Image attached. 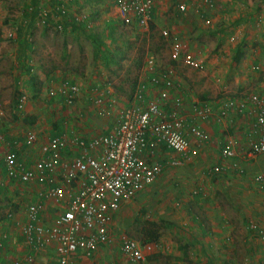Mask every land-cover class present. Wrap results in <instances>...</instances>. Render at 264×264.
<instances>
[{"label": "rangeland", "instance_id": "1", "mask_svg": "<svg viewBox=\"0 0 264 264\" xmlns=\"http://www.w3.org/2000/svg\"><path fill=\"white\" fill-rule=\"evenodd\" d=\"M163 1L168 5L169 11H175L173 8L176 5V0H154L153 13L156 11V7L162 4ZM186 1L190 3L195 0ZM204 2L210 4V7H207ZM241 2L246 5L243 7L245 11H248L247 14L252 15L253 11L257 8L255 5L258 4L259 0H243ZM201 3L203 4L202 6L198 3H191V7L194 10L193 13L199 16L197 17L199 23L195 24L192 22V25L197 28L193 29V32L196 34L189 37V40L198 41L197 43L200 44L199 50L207 49L208 54L210 53L204 58L205 60H202L203 62L199 61L200 65L198 68L202 71L198 68L189 67L170 57L172 45L176 42L181 43L179 38L170 32V28L166 27V29H163L161 25L157 27L155 22V26L152 23L148 29H145L133 17L130 19L123 18L118 11L115 0H1L0 71L2 68L5 76L0 78V99L2 100L4 111L6 110L5 112H7L11 120L14 113L16 115L19 114V111L12 107V105H16L17 107V103H20L22 107H25V104H27L24 111L27 109L30 112L42 110L43 113L49 111L55 113L54 110L56 109L51 106L52 103L45 100L49 89L54 90L55 87L52 88V86L45 84L47 79L44 73L50 68H59L60 66L67 67L63 72H67L74 65H81L80 68L85 71V73L81 74L82 76L78 75L81 78H79V81L83 84L81 87L78 85L82 94L81 99L86 96V93H97L98 91L95 90V87L99 86V92L104 91V95H107L108 101H112L111 106L116 103L119 108L122 106V100H127L130 95L133 98L140 81H148L149 77L153 75L152 73H157L154 68L164 70L159 72V74H154L157 76L170 72L173 80L176 79L177 75L182 78L184 76L188 78L199 71L202 74L211 73L210 69L204 70V61H208L212 57L215 66H219V63L222 64V70L225 71V75L223 76L224 82L227 83V53L221 55L216 50L217 54H214V50L223 46V49L227 51L228 34H234L233 36L243 34L245 36L247 33L252 34L257 33L258 30L263 31L264 25L259 28L256 19L252 18V20H249L247 18L240 22V24L235 22L233 25H236L239 30L236 33L234 31L230 33L229 30L227 31V10L230 0H201ZM61 5L69 15L62 16L57 14V11H59L57 7ZM214 8L217 10L215 11ZM180 13L183 14V12ZM211 13H213V19H215L213 23L208 22ZM234 13L237 14L238 12ZM70 15L76 17V21L81 22L83 20L86 22L80 23V27L74 29L70 24L72 22L70 21L69 23L70 19L68 17ZM174 17L176 18L175 15ZM67 20L68 25H66L65 29H62L63 22ZM153 21H155V18ZM133 22L138 24L140 29L135 28ZM163 30L167 31L166 35L162 33ZM96 39L102 44H96ZM182 41L185 42L187 40ZM184 42L183 44L191 50V41L186 42L187 44ZM251 42L254 41L252 40ZM254 44L256 46V42ZM104 48L117 51H114V55H108L107 52H104ZM196 49L198 48L195 47L194 50ZM196 54L199 55L198 52ZM255 57L256 55H253V58ZM151 58L154 60L153 68H149V60ZM180 64H183L188 70L192 71L191 76L185 74L184 70L187 68L184 67L183 71L176 72L175 67H181ZM32 65L37 67L42 66L41 72H37L36 69L34 70L35 76L38 75V78L41 79L42 77V79L35 81L37 83L35 85L29 83L36 89L33 91H30L31 88L29 89L30 94L33 93V95L30 96L31 98L27 97L24 103L20 101L21 97H17L19 92L15 89L14 83L23 85L26 88L25 84L28 83L29 76L33 74ZM101 71L104 72L103 75L96 74ZM252 73H254V76L257 75L260 80L264 75V70L262 67L260 69V65L254 64L250 74ZM141 75L144 78L138 81ZM26 76L27 78L25 79ZM146 77L148 78L145 79ZM91 78H95V83H97L94 87L91 86V82L89 83L92 80ZM98 80H101L102 84H98ZM174 82L176 83V80ZM88 83L89 85L87 86ZM209 83L210 81H207L204 83L205 85H200L197 79L194 84L190 83L187 85L188 92L193 94L199 91L197 94L199 96L196 97L206 95L204 91H206V86ZM217 85L220 84L215 83L209 89H213ZM111 89L117 90L116 94L111 92ZM150 89L155 93L158 92V97L165 101L170 97L167 94H170L171 89L166 86L159 88V86L150 85ZM239 92L241 95L257 93L264 100V80L262 79L259 82L256 78H250L248 84ZM216 93L220 95L216 94V97H208L211 100L210 103L213 105H223L227 100V85L219 87ZM81 99L77 103H81L83 101ZM200 99L196 98L195 101L199 102ZM83 103L85 102L83 101ZM65 111L64 109L62 113H65ZM104 113L106 115L103 114L102 116H108L109 118L114 115L111 111ZM254 113V108L249 106L247 115L251 114L250 118H252V122ZM250 123L251 119L247 122L248 127ZM224 125L225 123L221 125V128ZM226 128L227 126L221 135L227 138ZM216 144L213 156H204L206 159L208 157V165L200 171L194 180L189 177L190 174L185 176V173L193 172L197 169L196 163H198L199 157L193 163L184 167H164L162 174L157 179L165 177V182H160L161 185L158 184V188H160L154 192L155 194L152 197L145 200L142 197H133L129 199L128 204L122 206V203H120L117 209L120 211V218L115 224V232L117 234H128L140 240V229L146 219L161 223L163 239L159 240V248L155 252L161 254L162 257L160 258L157 255L153 256L154 259L150 260L148 258L147 264H264V242H261L248 230L246 222L239 219L236 209L227 202V198L222 193L223 190H227V181L224 182V185L217 183L215 190L213 188L215 183L211 182V180L214 181L217 175L207 174V171L220 159L221 151L224 145L227 144V141L222 138ZM160 149L161 153L155 154L153 159L161 158L163 153L167 154L161 146ZM217 158L218 160L216 161ZM203 171H205L204 175L212 186L210 195H208L207 187L202 182L205 180L199 178V175ZM183 176L189 177V181L185 180ZM166 178L168 179L166 180ZM199 188L201 189V191L199 190L200 194L208 195V198H201V200L208 201V203L209 201L213 203L218 202L220 205L223 204L225 206V202L227 203V213L225 216L233 228L230 230H212L209 221L204 222L205 233L203 234H205L204 238L206 237V241L209 242L204 241L201 243V246H197L196 248L191 244L190 235L195 236L196 233H201V229L192 220L193 214L190 216V223L188 224L170 220L169 217L176 215L178 207L183 205V202L186 205L189 204L191 209L198 206L200 200H196L192 196L193 191ZM183 192L184 195H181ZM213 198H216V201ZM201 219L206 221L204 214L201 215ZM227 235L230 236L229 240H227ZM111 236L113 238L116 234L113 236L111 233Z\"/></svg>", "mask_w": 264, "mask_h": 264}, {"label": "crops", "instance_id": "2", "mask_svg": "<svg viewBox=\"0 0 264 264\" xmlns=\"http://www.w3.org/2000/svg\"><path fill=\"white\" fill-rule=\"evenodd\" d=\"M177 1L178 0H176V3ZM241 1L243 0H230V3L228 4L227 31L229 30L230 33H232L233 31L234 33H236V31L239 30L236 25H233L235 22L240 24V22L246 20L247 18L249 20H252V18L256 19V21H258L259 28L264 25V0H259L258 4L255 5L257 6V8L253 11L252 15L247 14L248 11H245L243 7L246 5H244ZM261 1L262 4L260 5ZM191 3H198L201 6L203 5L201 3V0H195L194 2L187 3L188 9L187 11L183 12V15L177 10L176 5L173 8L175 10L174 12L169 11L168 5H166L163 1L162 4L156 7V11L153 13L155 21H152L151 24L153 23L152 25H157V27L161 25L163 29H166V27L170 28V32L176 35L181 43L184 42L182 40H187L184 43H188L191 41V50L189 49L190 52L193 54V56H195V58H197L198 61L203 62L202 60L210 53L208 54L207 49H204L205 52L204 50H199L200 44L197 43L198 41L189 40V37L196 34L195 32H193V29L197 27H194L192 25V22H194L195 24L199 23L197 18L199 16L196 15V13H193L194 10L193 7H191ZM206 6L210 7V4L207 3ZM214 10L216 11L217 9L214 8ZM234 12L238 13L235 14ZM213 13H211L212 18L209 17V23H213L215 20L213 19ZM166 14H168V16H166ZM174 15L176 16V18L174 17ZM181 16L183 17L181 18ZM181 22L183 23L182 25ZM133 25L135 28L140 29L138 24H136L135 22H133ZM240 27L242 28V26ZM233 35L234 34L227 35V51L223 49V46L214 50V54H217L216 50H218V53L221 55L227 53V83L224 82L223 76L225 75V71L222 70V64L219 63V66H215L213 58L210 56L208 61H204V70L210 69L212 72L202 74L199 71L195 72L193 76H191L192 71L188 70V68L183 65L184 63L182 62V60H177L183 64H180L181 67H175L176 72L178 73L183 71L184 67L187 68L186 70H184L185 74H189V76L191 77L186 78L184 76L182 78L177 75L175 79L176 83L174 82L175 87L170 88L171 92L170 94H167V96L170 95V97H168L166 101L158 97V92L155 93L150 89V85L159 86V88H162L163 85L161 83L154 85L148 82L149 80H143L144 77L142 75L139 76L138 81L143 80L140 81L139 84L141 82L148 83L145 100L156 102L158 101V103L162 104L167 111H170L174 102L180 99V112L187 118L188 122L195 123L198 127H201L207 135L204 139H198L195 135H190L191 145L192 147L197 149L198 153L188 164L180 166L171 165V158L177 156L178 154H175L174 152L166 149V147L162 145L159 146L164 148L167 154L163 153L161 158L156 160L164 162L166 168L171 166L184 167L189 165L190 163H193L195 159L199 157L198 163H196L197 169L193 172L185 173V176H188V174H190L189 177L194 180L195 177L198 176L200 171L206 165H208V157L206 159L204 156H213L214 151L216 150V143L224 138V140L227 141V144L224 145L223 149L227 146H230L234 149L235 155L232 158L226 159L222 155V149L220 159L218 160L220 156L219 155L216 159V161H218L215 162L216 164L214 163L209 171H207V174L209 173L211 175H217L215 176L216 179H214V181L211 180V182L215 183H213V188H215V190L217 188V183L224 185V182L227 181V190L225 189L222 192L224 194V197L227 198V202H229L233 206V208L236 209L239 219L243 220V222H246L248 230L251 231V233H253V235L256 236L259 240H261V242H264V153L256 155L250 154L248 141L250 135L255 136L252 125L256 118V113H254V119L252 122V118H250L251 114L247 115L248 107L250 106V104H248L245 113H240L236 109L231 108L227 113L226 119L222 123H218L212 118L203 119L199 117L194 108L195 105L210 103L211 100H209L208 97H216V90H219V87L225 85H227V100L235 99L241 101L244 94L241 95L239 91H241L248 84L250 78H256L259 82L262 79L264 80V75L262 79L259 80L257 75L254 76V73L250 74L251 70H253L254 64L260 65V69L262 67V69L264 70V30H258L257 33L252 34L247 33V35L245 36H243V34H238V36ZM252 40L256 42V46L254 42H251ZM96 41V44H102L99 43L100 41H98L97 39ZM195 47H197L198 49L194 50ZM114 51L117 50L112 51L111 49L104 48V52H107L108 55H114ZM196 52H198L199 55L196 54ZM253 55H256V57L253 58ZM80 67L81 65L71 66L67 70V72H63V70L67 68L66 66H60L59 68L53 67L50 68L46 73H44V76H46L45 78L47 79V81H45V84L52 86V88L55 87V95H49V91L51 90L50 88L45 97V100L52 103L51 106L56 109L54 110L55 113L50 111L47 113H43L42 110L30 112L27 109L24 111V109L27 107V104H25V107H22L20 103H17V107L16 105H12V107L19 111V114L17 115L16 113H14V115L12 116V120L9 118L7 112H5L6 116L3 121L4 124L2 123L3 125L1 124L0 126V264H14L15 261L19 259L23 260L29 256L33 257L34 261L32 264H59L58 256L56 253V242L54 240H50L49 243H47L41 251H39L38 253H34L23 234V226L28 221V207L33 203H38L40 205L39 219L40 223L44 225L45 228L50 227L66 207L65 202L57 201L53 197L46 196L47 184L38 182H22L20 180L11 179L8 175H6V165L4 160L5 154L8 152H13L17 155L19 163L24 164L27 167H31L34 164V161L39 157L40 146L37 144L28 146L26 144V140L29 134H35L39 138V141L43 143L47 142L53 137L63 134L69 137L77 134L80 136L82 135V137L91 139L114 127L118 122L121 109L127 108L128 106L130 107L133 104V99L130 95L127 100H122V106L120 108L116 103L111 106L112 101H108V97H106L107 95H104L105 92L101 91L99 92L100 94H95L97 95L96 99H99L100 102L94 103L92 102V100H89V102L87 103H83V101H81V103H77L74 106H67L59 90L63 82L77 84L80 85V87L81 85H83L82 82L79 81L80 77L78 75L82 76L81 74L85 73V71ZM153 67L149 66V68ZM41 68L42 66L37 67L32 65L31 69L34 75L31 74V76H29L28 83L25 84L26 88H24L23 85L14 83L15 89H17V92H19L17 97H26L24 103L27 100V97L29 98L33 95V93L30 94V91L36 89L35 87H33V85L37 84L35 83V81H39L42 79V77L41 79H39L38 75L35 76L34 73L35 69L37 70V72H41ZM154 70H156L157 73H152L153 75H151L150 77L154 76V74H159V72L164 71L160 68H154ZM96 74L103 75L104 72L101 71ZM0 75V78L5 76L2 68L0 71ZM95 77L97 78V76ZM26 78L27 76L25 77V79ZM147 78L148 77H146L145 79ZM91 79L92 80L89 81V83L91 82L92 85H90L94 87L97 83H95V78ZM197 79L200 85H203L205 82L210 81L209 85L206 86V91H204L206 92V95L196 97L199 96L197 95L199 91L193 94H190L188 92L187 85H189L190 83L194 84ZM204 79L206 80L204 81ZM101 80H98V84H102ZM29 83L33 85H30ZM89 83L87 84V86L89 85ZM215 83L220 85H217V87L213 89H209ZM111 92H114L116 94L117 90L114 91L113 89H111ZM89 93L90 95L95 96L93 95L94 92ZM88 94L86 93L87 96H89ZM259 96L261 97V95ZM196 98L201 99L199 100V102H197L195 101ZM64 109L66 111L65 113H62ZM100 109L107 113L111 111L114 115L110 118L108 116H102L99 113ZM104 115L106 114L104 113ZM250 119L251 123L248 127L247 122H249ZM223 123H225V125L223 126V128H221V125ZM226 126L227 138L221 135ZM160 150V147H158L156 154H159ZM78 153L79 150L76 147H67L62 151V157L64 159H70L76 156ZM215 165H222L224 167L223 171L219 173L214 172L212 169ZM204 172L205 171H203V173L201 172L199 178H203V180H205L201 181L207 187V192H209L208 195H210L212 186L209 184L210 182H208L209 180L204 175ZM192 175L193 177H191ZM259 175H262L263 180L256 178ZM185 176H183L184 179L189 181L190 178ZM164 178L165 177H160L152 185H149L142 192L137 194L134 198L142 197L143 200H145L152 197L155 194L154 192H156L160 188H158V184H160V182H165ZM167 179L168 178H166V180ZM199 190L201 191L200 188L194 190L192 196L194 197V199L200 200V204L198 206H195L193 209H191L189 204L186 205V203L183 202V205L178 207L176 215L169 217L170 220L188 224L190 223V216L193 214L192 220H194V223L197 225V227L201 229V233L198 232L195 234V236L190 235L192 240L191 244H193L196 248L197 246H201L202 242L206 241V237L204 238L205 234H203L205 233L204 222L209 221L212 230H230L231 228H233L232 224L229 220H227L225 216L227 213V203L224 201L226 204L225 206L223 204L220 205L218 202H205L201 200V198L206 199L208 198V195L205 196L203 194H200ZM181 195H184V192L181 193ZM213 199L215 200L216 198ZM121 203L123 206L125 204H128L129 200H127L126 202L124 200ZM202 214H204V218L206 219V221L201 219ZM119 218L120 211L117 210L113 213L111 219L112 221L110 222L111 224L109 223L110 234L112 233L113 236H115L116 234L115 237L118 239H120V234H117V232H115V224L117 223V220ZM252 224H257L262 233L253 230L251 228ZM115 237H113L110 242L98 246L94 252H79L75 257V263L133 264L123 253L120 240L116 239ZM162 239L163 235L161 234L160 240ZM229 239L230 236L227 235V240ZM156 252L150 255L148 258L151 260L154 259L153 256L157 255L161 258L162 255L157 254ZM198 259H200V257H198Z\"/></svg>", "mask_w": 264, "mask_h": 264}, {"label": "built area", "instance_id": "3", "mask_svg": "<svg viewBox=\"0 0 264 264\" xmlns=\"http://www.w3.org/2000/svg\"><path fill=\"white\" fill-rule=\"evenodd\" d=\"M115 1L123 18L133 17L143 28H149L153 21L154 0ZM187 7L186 0L176 3L179 12H185ZM162 33L166 35L167 31L163 30ZM171 57L182 60L189 67L198 68L200 65L180 42L172 45ZM149 65L154 66L152 59ZM148 82L154 85L161 83L167 88L175 87L170 72L154 75ZM147 84L141 82L138 85L132 98L133 104L121 109L117 124L104 133L91 139L77 134L71 137L63 134L45 143L39 141L35 134H29L26 144L40 146L39 157L31 167L19 163L15 153L5 154L6 175L22 182L47 184L46 196L66 204L64 211L48 228L40 223V205L33 203L28 207V221L23 226V234L34 253L54 240L59 264H76L75 257L79 252L91 253L98 246L110 242L109 225L120 203L135 197L162 174L165 163L153 159L159 145L178 154L171 158L173 166L188 164L197 155L190 135L204 139L207 136L205 131L195 123L188 122L180 112V99L174 102L170 111L158 101L145 100ZM95 90L99 93V87H95ZM49 94L54 96L55 91L51 89ZM60 94L70 107L77 104L82 96L78 85L68 82L62 83ZM96 96L86 95L81 100L86 103L89 100L100 102ZM25 98L21 97L20 101L24 102ZM247 101L256 113L252 125L255 136L250 135L248 139L249 153L256 155L264 153V100L257 93H249L246 101L229 99L223 105L206 103L194 108L199 117L222 123L231 108L243 113ZM99 113L103 115L104 111L100 109ZM5 116L0 99V126ZM67 147H76L79 153L64 159L62 151ZM222 155L226 159L232 158L234 149L227 146ZM223 169L222 165H215L212 170L219 173ZM256 178L263 180L262 175ZM251 228L262 233L257 224H252ZM119 238L123 253L133 264H147L148 257L159 248V243H143L128 234H120ZM33 261V257L29 256L14 264H32Z\"/></svg>", "mask_w": 264, "mask_h": 264}, {"label": "trees", "instance_id": "4", "mask_svg": "<svg viewBox=\"0 0 264 264\" xmlns=\"http://www.w3.org/2000/svg\"><path fill=\"white\" fill-rule=\"evenodd\" d=\"M57 10H59V11H57V14H59V15H62V16L69 15L66 11H64V8L62 5L58 6ZM68 19H70L69 23H70V21L72 22L70 24L72 25V27L74 29H77L78 27H80V25H79L80 23L86 22L83 20L81 22L76 21V17L71 16V15L68 17ZM66 25H68V20L63 22L62 29H65ZM247 96H248V94H244V96L242 97L241 100L246 101ZM247 103H248V101H247ZM247 103H245V104L248 107L249 103L248 104ZM250 106H252V105H250ZM247 107L245 108L243 113L246 112ZM160 237H161V223L158 221L151 220V219H146L143 222L142 227L140 229V240H141V242H143V243H148V242L158 243L160 240Z\"/></svg>", "mask_w": 264, "mask_h": 264}]
</instances>
